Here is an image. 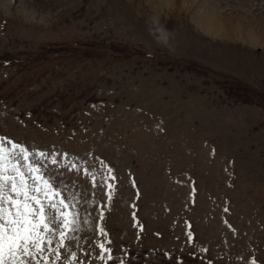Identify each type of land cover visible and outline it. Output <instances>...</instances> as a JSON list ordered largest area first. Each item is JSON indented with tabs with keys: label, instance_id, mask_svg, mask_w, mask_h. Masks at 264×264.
Segmentation results:
<instances>
[{
	"label": "rangeland",
	"instance_id": "obj_1",
	"mask_svg": "<svg viewBox=\"0 0 264 264\" xmlns=\"http://www.w3.org/2000/svg\"><path fill=\"white\" fill-rule=\"evenodd\" d=\"M0 137L78 214L40 264H264V0H0Z\"/></svg>",
	"mask_w": 264,
	"mask_h": 264
},
{
	"label": "snow or ice",
	"instance_id": "obj_2",
	"mask_svg": "<svg viewBox=\"0 0 264 264\" xmlns=\"http://www.w3.org/2000/svg\"><path fill=\"white\" fill-rule=\"evenodd\" d=\"M38 155L44 157L45 153ZM29 156L24 146L0 137V264H40L37 256H43L57 234L60 240L56 249L50 248L52 252H58L70 239L66 229L77 230L78 214L68 211L74 205L66 201L51 178H45L37 163L21 165ZM100 232L105 234L103 228ZM99 247L110 251L104 244ZM44 259L47 264V257Z\"/></svg>",
	"mask_w": 264,
	"mask_h": 264
},
{
	"label": "bare ground",
	"instance_id": "obj_3",
	"mask_svg": "<svg viewBox=\"0 0 264 264\" xmlns=\"http://www.w3.org/2000/svg\"><path fill=\"white\" fill-rule=\"evenodd\" d=\"M208 18H209V16H208ZM213 21V20H212Z\"/></svg>",
	"mask_w": 264,
	"mask_h": 264
}]
</instances>
